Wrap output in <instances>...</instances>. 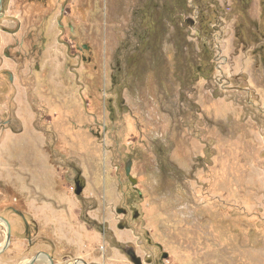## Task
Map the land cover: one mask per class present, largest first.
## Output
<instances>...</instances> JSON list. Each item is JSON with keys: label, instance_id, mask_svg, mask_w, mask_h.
<instances>
[{"label": "rangeland", "instance_id": "obj_1", "mask_svg": "<svg viewBox=\"0 0 264 264\" xmlns=\"http://www.w3.org/2000/svg\"><path fill=\"white\" fill-rule=\"evenodd\" d=\"M80 204L99 264H264V0H2L14 262Z\"/></svg>", "mask_w": 264, "mask_h": 264}, {"label": "crops", "instance_id": "obj_2", "mask_svg": "<svg viewBox=\"0 0 264 264\" xmlns=\"http://www.w3.org/2000/svg\"><path fill=\"white\" fill-rule=\"evenodd\" d=\"M82 174V172H81ZM82 176V175H81ZM75 179V178H74ZM83 179V180H82ZM80 180L77 178L75 179L76 183L75 186L70 185L71 187V191L77 195L80 199L81 196L83 195V190L85 188V178L82 176L80 177ZM81 182V183H80ZM78 188H81V192L77 193ZM85 198V196H84ZM25 204H26V212L30 211L29 209L31 208V205H34L33 203H30L29 200H27V198H25ZM83 204V202H82ZM83 205H79L77 207V218L81 221H83L84 223H86L87 225H90L89 223L85 222L83 219H81V209H82ZM94 210V208H91L89 210H87V213L90 214V212ZM33 219L35 222H37L38 225L42 226V219L39 220L37 218H39V216L35 213H32L30 211ZM67 222V219L64 218H55V220L51 221L50 219L47 218V251L52 253L53 255H60L62 254V251L67 252V251H74L76 253V255L79 258H82L86 263L88 262H92L94 264H99L100 260L96 259V257L98 255L95 254V252H93L95 249H99L97 246H91L90 243H95L94 240L98 239L99 237H101L102 239V233L97 230L96 228H94V226H89L90 228H92V232L88 233L86 236V242H84L83 238H82V234L78 233L76 230H73V226L69 225ZM44 228V227H43ZM130 228L127 227H118L117 228V233H115V235H113V238H117V236H121L119 235L120 231H124V230H129ZM130 237V236H129ZM119 238V237H118ZM118 241H123L121 239H118ZM62 250V251H61ZM96 255V256H95ZM98 258V257H97Z\"/></svg>", "mask_w": 264, "mask_h": 264}, {"label": "flooded vegetation", "instance_id": "obj_3", "mask_svg": "<svg viewBox=\"0 0 264 264\" xmlns=\"http://www.w3.org/2000/svg\"><path fill=\"white\" fill-rule=\"evenodd\" d=\"M13 214L19 215L20 212L17 211V209L14 208V210L12 211ZM123 215H126L125 212H123ZM24 226H28V222H26L24 224ZM24 230L26 231L27 228H24ZM16 236V227L14 225V223H12L9 218H7L3 213H0V264H17L19 263L17 260V262H14V258H15V251L14 249H12L11 246V242L12 239ZM7 237H9L8 243H7ZM29 239V238H28ZM6 242V245H5ZM29 245H31V242H29ZM130 250L133 251L132 247L128 246ZM9 252V253H8ZM68 252H64V254H60L58 256L53 255L52 253L48 252H39L36 255H39L37 260L34 261L33 264L38 263L39 261V257H42L44 259V264H67L69 261H74L75 258H79L78 256H75L74 258H67V254ZM6 254H9L8 256H6ZM35 256V255H34ZM33 256V257H34ZM6 257V258H5ZM32 257L29 258V260ZM135 261L137 264H140V259H138V257L134 256ZM81 260H79L78 262H76V264H88L86 263L82 258H80ZM28 262V261H27Z\"/></svg>", "mask_w": 264, "mask_h": 264}, {"label": "water", "instance_id": "obj_4", "mask_svg": "<svg viewBox=\"0 0 264 264\" xmlns=\"http://www.w3.org/2000/svg\"><path fill=\"white\" fill-rule=\"evenodd\" d=\"M1 2H2V0H0V7H1ZM130 169H131V163H128V164L126 165V172H127V173H130ZM129 178H130V180H131L133 183L136 182V180H135L133 177L130 176ZM80 192H81V188H78L77 193H80ZM8 240H9V237H7V240H6L7 243H8ZM5 245H6V242H5ZM38 256H39V255H35V256L32 257L27 263H24V264H33L34 261L37 260Z\"/></svg>", "mask_w": 264, "mask_h": 264}]
</instances>
